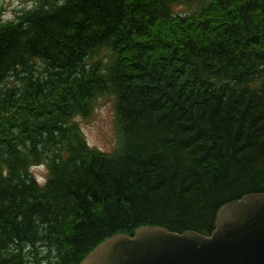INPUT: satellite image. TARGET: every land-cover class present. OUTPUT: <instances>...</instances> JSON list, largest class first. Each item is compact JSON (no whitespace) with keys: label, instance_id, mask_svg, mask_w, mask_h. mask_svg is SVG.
<instances>
[{"label":"trees","instance_id":"trees-1","mask_svg":"<svg viewBox=\"0 0 264 264\" xmlns=\"http://www.w3.org/2000/svg\"><path fill=\"white\" fill-rule=\"evenodd\" d=\"M32 1L0 0V264H79L144 225L210 235L264 194V0ZM103 95L109 151L80 123Z\"/></svg>","mask_w":264,"mask_h":264},{"label":"water","instance_id":"water-1","mask_svg":"<svg viewBox=\"0 0 264 264\" xmlns=\"http://www.w3.org/2000/svg\"><path fill=\"white\" fill-rule=\"evenodd\" d=\"M79 264H264V194L222 205L210 235L144 225L106 238Z\"/></svg>","mask_w":264,"mask_h":264},{"label":"rangeland","instance_id":"rangeland-1","mask_svg":"<svg viewBox=\"0 0 264 264\" xmlns=\"http://www.w3.org/2000/svg\"><path fill=\"white\" fill-rule=\"evenodd\" d=\"M4 9L3 18H13L17 10L23 6H30L31 0H1ZM180 9H186L180 6ZM80 123L85 136L92 146L103 150H112L117 144L116 114L114 110V98L110 95L97 96L88 118L80 117ZM39 180L45 178L47 169L39 164L31 167Z\"/></svg>","mask_w":264,"mask_h":264},{"label":"bare ground","instance_id":"bare-ground-1","mask_svg":"<svg viewBox=\"0 0 264 264\" xmlns=\"http://www.w3.org/2000/svg\"><path fill=\"white\" fill-rule=\"evenodd\" d=\"M178 6H179V7H180V6H182V7H183V6H185V5H178ZM185 7H186V6H185ZM186 8H187V7H186ZM19 17H20V16H19ZM9 22H10V21H9Z\"/></svg>","mask_w":264,"mask_h":264}]
</instances>
